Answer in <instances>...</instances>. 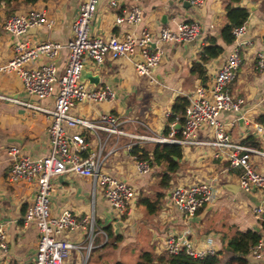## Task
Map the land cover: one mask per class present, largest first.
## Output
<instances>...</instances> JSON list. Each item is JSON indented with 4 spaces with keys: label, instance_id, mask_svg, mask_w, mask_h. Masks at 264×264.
Here are the masks:
<instances>
[{
    "label": "crops",
    "instance_id": "0c3cea01",
    "mask_svg": "<svg viewBox=\"0 0 264 264\" xmlns=\"http://www.w3.org/2000/svg\"><path fill=\"white\" fill-rule=\"evenodd\" d=\"M83 2L84 0H39L34 4H20L16 13H24L35 7L45 10L47 17L55 21L52 27L43 25L30 29L23 38L32 44L44 41L67 43L73 37L72 26ZM137 2L142 10V22L135 27L116 23L117 14L132 7L135 0H122L117 9L111 8L108 0H101L90 23L91 35L109 37L134 32L139 36L144 31L159 35L161 28L175 29L178 22L188 20L199 21L205 27L206 33L196 41L165 45V55L152 69V77L142 74L134 63L125 59H107L99 65L88 62L86 71L98 75L99 80L93 83L86 79V83L93 88L110 86L115 92V98L111 102L82 104L74 113L81 118L95 121L104 113L114 112L121 121L120 129L138 135H169L167 131L172 128H176L178 133L181 132L183 124L178 119L171 123L169 121L176 98L193 93L201 84L210 85L235 45V40L226 44L221 37V30L228 22L226 7L229 0H206L201 8L187 7L179 0ZM234 5L249 10V17L245 22L246 31L241 37L242 41L247 42L242 47L243 64L237 78L229 86V92L234 97H242L244 104L240 112L222 111L219 118L224 122L237 119L229 133L233 142H241L253 136V128L247 123V119L258 121L257 118L264 115V70L258 67V54L264 55V0H241ZM1 15L0 67L13 58L14 44L17 41V38L3 28L6 19L4 10ZM209 35L217 37L225 50L220 57L207 63L206 79H203L193 73L192 69L196 62L201 61L200 53ZM67 60L68 50L63 49L55 59L61 74ZM136 60H142L140 55H137ZM46 61V57H40L31 65L39 66ZM0 93L47 107L54 104L51 98L39 101L28 95L16 75L1 69ZM31 112L23 104L0 99V221L5 224L8 232V251L0 249V264H32L37 251L39 234L36 224L25 221V213L35 200L37 185L28 181L10 182L8 179V151L12 145H18L24 153L35 158L46 156L50 151L48 128L51 118L43 113L34 116ZM241 118L243 123H240ZM76 131H83L92 148L97 146L98 139L91 130L78 126ZM98 135L105 141L106 151H112L105 165L106 170L136 186L137 209L131 215L119 217L102 192H94L91 178L73 174L56 177L51 195L54 215L70 209L77 216H84L94 210L100 230L105 231L102 228L110 225L113 231L110 239L109 235L103 233L97 235L95 247L86 263V253L74 251L63 264H103L107 252H114L115 249L123 251L124 248L134 251V256L128 252L133 264L143 251L150 250L156 254L167 251L166 238L170 235H182L185 231L189 233L188 239L198 247H206L209 239H212L218 253L223 251L220 255L223 257L225 245L238 229L260 228L261 231L260 215L256 212L261 204L260 193L243 190L239 185L240 170L231 168L226 159L215 157L217 149L213 146H182L183 156L179 160L178 171L170 182L171 186L166 190L161 207L156 213L150 214L144 206L139 205L140 195H153L158 190L162 168L153 166L148 174L138 173L129 145L138 142L137 145L149 147L156 142H139L136 138L110 134L104 130H99ZM214 137L215 133L211 129L205 128L198 132L201 141H209ZM254 162L257 169L264 173V158L255 156ZM213 179L217 180L215 201L201 208L192 218L185 219L175 206L170 190L177 185ZM228 184L235 185L238 189L231 191L227 188ZM66 238L87 243V232L70 234ZM93 253L95 254L92 255ZM119 259L121 258H117L114 263L122 261ZM251 259L254 264H264V258Z\"/></svg>",
    "mask_w": 264,
    "mask_h": 264
},
{
    "label": "built area",
    "instance_id": "2783aa9c",
    "mask_svg": "<svg viewBox=\"0 0 264 264\" xmlns=\"http://www.w3.org/2000/svg\"><path fill=\"white\" fill-rule=\"evenodd\" d=\"M122 0H108L109 6L117 9ZM138 0L135 4L123 9L116 16V23L138 26L142 22V10ZM188 1L190 6L201 8L206 0ZM101 0H84L72 26L73 37L67 43L59 41H44L32 44L24 35L38 26L52 27L53 19L47 17L46 11L30 8L24 13H15L6 18L4 30L17 38L14 44V56L1 70L16 75L25 92L37 100L53 99L52 107L31 101L13 99L0 93V99L20 103L32 110V115L46 114L51 118L48 128V143L50 151L46 156L35 158L27 155L18 145L9 148L10 168L8 179L10 182L28 181L36 183L34 202L25 213L27 223H35L38 230V246L32 264H63L72 253L84 252L85 263L95 247L97 219L95 211L77 216L72 210H64L60 215H54L51 209V195L54 190L53 180L59 176L78 175L92 179L94 192L100 190L104 198L111 205L119 217L133 214L137 209L138 190L135 185L123 180L106 170L109 155L105 141L101 140L98 131L123 134L136 138L139 142L152 141L160 143H176L181 146L208 145L217 149L215 157L226 159L229 166L240 170L239 185L249 193L258 192L261 204L256 208L260 215L264 211V173L255 166L254 157L264 158V124L247 119L253 128V136L259 145L233 142L229 129L235 124L234 120L221 121L222 111H241L244 104L242 97H234L229 92V86L238 76L243 64L242 47L245 41L241 37L246 31V24L234 29L235 45L227 59L218 71L210 85L201 84L196 90L187 95L189 105L184 114L181 136L177 137V129L172 128L169 135H138L120 129L121 121L114 112H107L99 119L92 121L75 115L74 111L82 104L93 102H111L115 92L108 86L90 87L82 74L87 69V63L102 64L105 60L125 59L134 63L142 74L152 77V69L165 55V45L171 43L192 42L202 38L205 27L197 20L180 21L175 29L163 27L159 35L144 31L137 36L134 32L109 37L95 36L90 33V23L99 9ZM214 27V25H211ZM264 43V38H263ZM63 49L68 50V60L62 74L55 63ZM140 55L142 60L137 61ZM40 57L47 61L39 66L31 63ZM258 67L264 70V55L258 54ZM91 130L96 134L98 144L92 148L83 131H76V127ZM211 129L215 137L209 141H201L198 132L201 129ZM138 142H132L129 149H133ZM134 156L136 170L140 174H148L152 164L146 157ZM217 180L194 184L177 185L170 190L171 198L185 219H190L196 213L216 199ZM87 232V243L72 241L66 238L70 234ZM188 231L179 236H168L165 247L169 254L185 252L195 258H205L218 253L209 239L206 247L196 246L188 239ZM0 249L8 251V232L5 224L0 221ZM252 256L264 258V238L251 250Z\"/></svg>",
    "mask_w": 264,
    "mask_h": 264
},
{
    "label": "trees",
    "instance_id": "16d2710c",
    "mask_svg": "<svg viewBox=\"0 0 264 264\" xmlns=\"http://www.w3.org/2000/svg\"><path fill=\"white\" fill-rule=\"evenodd\" d=\"M37 1L39 0H0V22L3 19L1 15L2 10H4L5 17L8 18L16 13L20 4H34ZM240 1L241 0H229L226 7L228 22L221 30V37L226 44L234 42V29L244 24L249 17L248 8L234 5ZM224 50V46L218 42L217 37L211 35L207 36L200 53L201 61L194 64L192 72L198 74L201 78L206 79L207 63L220 57ZM189 102L188 96H179L176 98L173 106V115L169 120L170 123L174 119H178L181 124L184 123V114ZM179 115H181V117H178ZM257 120L264 124V115H260ZM169 132L170 130L167 131V134ZM180 136L181 132H178L177 137ZM241 142L255 146L259 145L256 138L253 136H249ZM132 152L134 155L148 158L152 166H161L162 168L160 171L161 178L158 182V190L153 195L141 193L139 199V205L144 206L150 214H154L161 207L166 190L171 186L170 182L178 171L179 160L183 156L182 146L176 143L156 142L149 147L146 145H135ZM259 221L262 228L261 231H256L254 229H238L225 245V255L223 257L220 256L223 251L216 255H209L201 259L192 257L185 252L169 254L167 251H164L160 254H156L155 252L148 250L143 251L138 260L133 264H254L251 259V257H253L251 250L252 247L263 238L264 211L260 214ZM97 227L100 230L101 227L98 225ZM102 229L107 232L109 239L113 237V231L110 225H106ZM107 245L108 243L105 244V246ZM115 264L127 263L117 261Z\"/></svg>",
    "mask_w": 264,
    "mask_h": 264
},
{
    "label": "rangeland",
    "instance_id": "374dc122",
    "mask_svg": "<svg viewBox=\"0 0 264 264\" xmlns=\"http://www.w3.org/2000/svg\"><path fill=\"white\" fill-rule=\"evenodd\" d=\"M97 219V218H96ZM97 225L99 226V224H98V220H97ZM99 229H98V227H96V232L98 231ZM98 233V232H97ZM97 235L98 234H96V237H97ZM104 238V240H105V237H103ZM119 248H121V246L119 245ZM125 250H121L120 251V249L119 250H117V249H115L114 250V252L112 251V252H107L106 254H105V256H104V258H103V264H115L114 263V261L115 260H117V258H121V259H119V260H122V261H124V262H126L127 264H131V262H130V259H129V254L131 253V254H133V256H134V251H128V249L127 248H124ZM130 250V249H129ZM128 252H129V254H128ZM95 253H93L92 255H94ZM117 257V258H116ZM89 260V259H88ZM91 261H93V259L91 258L90 259ZM99 260V259H98ZM102 261V260H101ZM117 262V261H116Z\"/></svg>",
    "mask_w": 264,
    "mask_h": 264
},
{
    "label": "water",
    "instance_id": "95a60500",
    "mask_svg": "<svg viewBox=\"0 0 264 264\" xmlns=\"http://www.w3.org/2000/svg\"><path fill=\"white\" fill-rule=\"evenodd\" d=\"M184 4H185L187 7L190 6V3H189L188 1H186ZM82 78H83L84 80L89 79V81H91V82H93V83H94V82L97 83L98 80H99V76H98V75H94L92 71H84L83 74H82ZM243 122H244V121H243V119L241 118V119H240V123H243ZM227 188L230 189L231 191H235L236 189H238L237 186L232 185V184H228V185H227ZM256 231H260V228H257Z\"/></svg>",
    "mask_w": 264,
    "mask_h": 264
}]
</instances>
